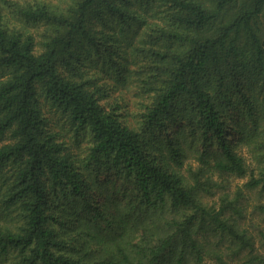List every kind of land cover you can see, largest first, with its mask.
I'll return each instance as SVG.
<instances>
[{
    "label": "trees",
    "instance_id": "16d2710c",
    "mask_svg": "<svg viewBox=\"0 0 264 264\" xmlns=\"http://www.w3.org/2000/svg\"><path fill=\"white\" fill-rule=\"evenodd\" d=\"M0 264H264V0H0Z\"/></svg>",
    "mask_w": 264,
    "mask_h": 264
},
{
    "label": "rangeland",
    "instance_id": "374dc122",
    "mask_svg": "<svg viewBox=\"0 0 264 264\" xmlns=\"http://www.w3.org/2000/svg\"><path fill=\"white\" fill-rule=\"evenodd\" d=\"M233 182V186H232V190L234 189L233 187L235 186V184H242L243 180H238V179H235V180H232ZM253 197L251 196V199L249 201V204H251L253 202ZM208 200H211V197H208Z\"/></svg>",
    "mask_w": 264,
    "mask_h": 264
}]
</instances>
